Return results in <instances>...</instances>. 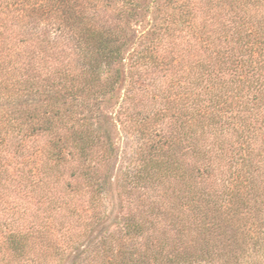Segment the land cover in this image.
Here are the masks:
<instances>
[{"label": "trees", "instance_id": "16d2710c", "mask_svg": "<svg viewBox=\"0 0 264 264\" xmlns=\"http://www.w3.org/2000/svg\"><path fill=\"white\" fill-rule=\"evenodd\" d=\"M137 2L0 0V264H264V0L152 1L121 75Z\"/></svg>", "mask_w": 264, "mask_h": 264}, {"label": "rangeland", "instance_id": "374dc122", "mask_svg": "<svg viewBox=\"0 0 264 264\" xmlns=\"http://www.w3.org/2000/svg\"><path fill=\"white\" fill-rule=\"evenodd\" d=\"M152 1L155 0H138L135 6H127V11L130 14L125 15L123 26L128 33V42L123 49V60L118 65L119 69L122 70L121 75H124L126 72V67L133 52L142 45L144 35L158 26L160 18L163 15V8L160 7V11H158V6L151 4ZM106 14L111 16V13L107 11ZM125 88L126 85L123 82L122 84L120 83L113 92L112 98L106 97L98 105V109L102 114L112 117L114 124L111 129V134L116 151L112 166L109 170L110 181L108 180L104 193L107 217L106 226L112 225L115 222V216H117L118 204L115 197V186L113 185L118 180L120 173L133 164V152L135 149L134 138L130 132H127L121 124V121H118L116 115ZM77 255L78 252L67 257L63 264H74L73 259Z\"/></svg>", "mask_w": 264, "mask_h": 264}]
</instances>
